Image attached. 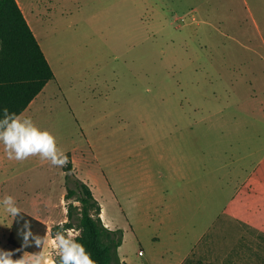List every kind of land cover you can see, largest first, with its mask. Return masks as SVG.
I'll return each mask as SVG.
<instances>
[{
    "label": "rangeland",
    "instance_id": "1",
    "mask_svg": "<svg viewBox=\"0 0 264 264\" xmlns=\"http://www.w3.org/2000/svg\"><path fill=\"white\" fill-rule=\"evenodd\" d=\"M51 5L42 26L62 60L59 79L2 138L0 264H35L8 245L9 217L20 209L65 222L75 179L90 186L102 223L120 231V259L140 264L137 251L153 247L174 259L226 204L231 168L262 154L264 0ZM179 164L185 180L170 173ZM164 203L174 224L160 227L155 208ZM249 220L223 212L182 264H264V224ZM80 233L52 236L44 256L55 264L78 254Z\"/></svg>",
    "mask_w": 264,
    "mask_h": 264
},
{
    "label": "trees",
    "instance_id": "2",
    "mask_svg": "<svg viewBox=\"0 0 264 264\" xmlns=\"http://www.w3.org/2000/svg\"><path fill=\"white\" fill-rule=\"evenodd\" d=\"M52 79L53 72L16 0H0V135ZM65 170H73L70 162ZM64 199L70 200L66 221L53 224L50 234L65 238L68 230L77 229L81 233L75 242L80 252L57 257L55 264H123L117 253L121 245L120 231L102 223V208L90 186L75 179L74 187L67 188ZM47 232L48 226L41 219L18 209L7 243L38 256Z\"/></svg>",
    "mask_w": 264,
    "mask_h": 264
},
{
    "label": "crops",
    "instance_id": "3",
    "mask_svg": "<svg viewBox=\"0 0 264 264\" xmlns=\"http://www.w3.org/2000/svg\"><path fill=\"white\" fill-rule=\"evenodd\" d=\"M135 2V0H132ZM146 2L150 0H144ZM158 1V0H155ZM164 1V0H159ZM30 30L32 31L46 61L48 62L53 75L54 79L50 81L57 82L58 78V61H62L59 56L58 52H55V49L53 47V42H51V39L48 37L46 38V32L43 29L42 23H44V17H49L51 11L53 10L52 0H30V2H26V0H16ZM150 10L158 11L160 14L162 10L158 9L159 5L157 4H150L149 5ZM56 28L52 29V32H56ZM259 34L261 33L258 29ZM55 35V34H54ZM263 37L261 33V38ZM262 43V39H261ZM48 83V82H47ZM46 83V84H47ZM46 86V85H45ZM45 86L41 90V92L30 102V104L27 106V108L13 121L9 126L4 130V132L0 135V149L2 147V138L7 136L9 131L14 128L19 120L24 117L27 111L31 109L33 104L40 98V96L43 94V90L45 89ZM247 157V156H246ZM233 164V163H232ZM171 175L176 174L180 180H185L189 177L187 173L184 172V168L182 164L175 165L170 170ZM230 173L234 176V178L231 180L232 186H229L230 193L228 200L224 206L220 208V210L217 211L215 217L207 224V227L198 234L196 237V240L192 247L185 253L181 254H173L171 253H165L163 250L157 249L156 247H153L147 255V252L144 250L142 251V255L138 254L137 251V257L143 258L146 257L140 264H182L186 258L190 256L192 251L197 247V245L203 240V238L207 235L209 230L211 229V225L214 223V221L223 213V212H231L233 215H235L237 218L240 219H250V224H264V147L262 148V154L259 155V157L255 158L254 162L246 165H241L239 168L234 165ZM146 189L148 192H152L153 190V184L151 182H148L146 185ZM156 212L159 213V219H158V225L160 227L162 226H168L169 223H173L174 221H170V210L171 206L169 204H162L155 208ZM102 211V209H101ZM16 211H13L11 213V216L9 217L8 221V229L10 230V226L12 224V220L14 217ZM34 217L41 219L47 226H48V232L46 234L43 248L41 253L38 256H32L30 255L35 264H45L44 261L50 260L51 264H54L53 259L51 257L44 256V252L46 249V243L49 242V239L55 240L56 238H53L50 234V227L51 225L44 221L40 216H36L34 214H31ZM101 215V214H100ZM247 218V219H246ZM106 225V223H104ZM175 231L176 229H170V233H168L167 236H169L172 243H175L177 240L175 238ZM9 234V233H8ZM158 235V234H156ZM162 236V235H160ZM8 238V237H7ZM139 238V237H138ZM156 243L160 241L159 235L153 238ZM176 249L179 251H182L181 245L178 243L175 244ZM180 246V247H179ZM147 255V256H146ZM173 259V261H172ZM121 261L123 264H127L126 261L121 258Z\"/></svg>",
    "mask_w": 264,
    "mask_h": 264
},
{
    "label": "built area",
    "instance_id": "4",
    "mask_svg": "<svg viewBox=\"0 0 264 264\" xmlns=\"http://www.w3.org/2000/svg\"><path fill=\"white\" fill-rule=\"evenodd\" d=\"M138 254H139V255H142V251H141V250H139V251H138Z\"/></svg>",
    "mask_w": 264,
    "mask_h": 264
}]
</instances>
